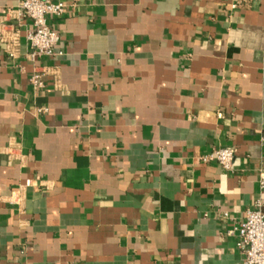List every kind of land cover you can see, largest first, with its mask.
<instances>
[{"label": "crops", "instance_id": "obj_1", "mask_svg": "<svg viewBox=\"0 0 264 264\" xmlns=\"http://www.w3.org/2000/svg\"><path fill=\"white\" fill-rule=\"evenodd\" d=\"M65 1L61 54L32 61L0 0V264H241L234 228L264 202V1ZM226 146L231 170L199 160Z\"/></svg>", "mask_w": 264, "mask_h": 264}, {"label": "built area", "instance_id": "obj_2", "mask_svg": "<svg viewBox=\"0 0 264 264\" xmlns=\"http://www.w3.org/2000/svg\"><path fill=\"white\" fill-rule=\"evenodd\" d=\"M239 3L240 0H232L230 8H236ZM69 6L71 4L65 0L57 2L17 0V10L20 16L31 22V26L25 32V39L30 47L28 56L32 61H36L42 56L53 58L61 54L57 50L60 35L48 24V17H61ZM8 54L13 55L10 49ZM46 77L45 67L37 66L29 77L30 85L36 90L43 89L46 86ZM45 110V108H39L37 111L44 112ZM234 154L233 146L214 148L209 153L199 156V160L202 163L215 161L222 169L229 171L232 168ZM30 182V180H26L25 185L29 186ZM258 183L259 188L264 190V173L259 175ZM222 215L226 217L227 212H222ZM234 230L237 231L239 237L236 245L242 253L241 264H264V202L261 199H256L253 202V208L246 210L243 219Z\"/></svg>", "mask_w": 264, "mask_h": 264}]
</instances>
